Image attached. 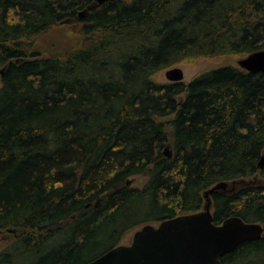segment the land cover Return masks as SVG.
<instances>
[{
	"label": "trees",
	"instance_id": "16d2710c",
	"mask_svg": "<svg viewBox=\"0 0 264 264\" xmlns=\"http://www.w3.org/2000/svg\"><path fill=\"white\" fill-rule=\"evenodd\" d=\"M95 2L0 0V231L20 233L0 264H86L134 229L200 211L219 183L264 179V72L152 80L264 50V0ZM80 14L83 43L45 55L38 39ZM208 199L216 225L264 226V185ZM221 262L264 264V237Z\"/></svg>",
	"mask_w": 264,
	"mask_h": 264
},
{
	"label": "water",
	"instance_id": "95a60500",
	"mask_svg": "<svg viewBox=\"0 0 264 264\" xmlns=\"http://www.w3.org/2000/svg\"><path fill=\"white\" fill-rule=\"evenodd\" d=\"M109 0H96L102 4ZM82 15V14H80ZM250 73L264 72V50L252 52L237 61ZM0 70V75L3 74ZM171 83L182 82L183 72L176 67L165 72ZM164 154L171 157L168 147ZM258 165L264 167V153ZM226 182L212 187L205 195L206 206L195 213L148 224L136 230L130 245L112 248L86 264H222L223 255L239 245L264 237V226L237 217L213 223L208 193L225 189Z\"/></svg>",
	"mask_w": 264,
	"mask_h": 264
},
{
	"label": "rangeland",
	"instance_id": "374dc122",
	"mask_svg": "<svg viewBox=\"0 0 264 264\" xmlns=\"http://www.w3.org/2000/svg\"><path fill=\"white\" fill-rule=\"evenodd\" d=\"M113 0L106 1L102 4H99L95 2L98 7H103L106 4L112 2ZM82 15H79V18H77L74 21L67 22L68 27H62L60 31H54V33L46 35V37H40L37 41L45 50L46 54L48 53H56L62 47H73L77 46L78 44L83 43V36L80 35V29H81V23L80 18ZM87 37V36H86ZM86 44V40H85ZM240 58L237 57H231V56H220V57H213V58H202L198 59L191 63H181L177 64L175 66H172L170 68H167L165 70H162L155 74L152 77V80L157 83H169V81L165 77V72L169 69L173 68H180L183 72V83L188 84L195 76L201 74L204 71L216 69L222 66L227 65H234L238 67L237 61ZM1 69V68H0ZM0 87H1V78H0ZM182 98H184V94L181 95ZM172 120V117L163 118L162 121L165 123V131L170 136L171 134V128H170V121ZM264 153V152H263ZM147 177L144 175H135L129 178V184L132 187H138L142 188L144 184L147 181ZM264 185V179H262L259 176H253L249 178L244 179H238L234 181L227 182V186L225 189L220 190L224 191L225 193H234L236 191H239L244 188L248 187H257V186H263ZM206 206V198L203 208ZM156 225V223H153ZM139 229V228H137ZM134 229L130 232H128L121 240L120 244L122 245H130L132 243L134 232L137 230ZM20 233L11 231V230H1L0 231V250L5 248L6 246L10 245L19 237Z\"/></svg>",
	"mask_w": 264,
	"mask_h": 264
}]
</instances>
